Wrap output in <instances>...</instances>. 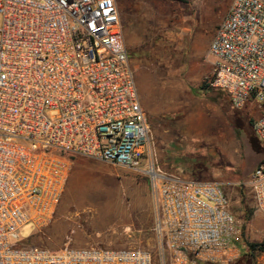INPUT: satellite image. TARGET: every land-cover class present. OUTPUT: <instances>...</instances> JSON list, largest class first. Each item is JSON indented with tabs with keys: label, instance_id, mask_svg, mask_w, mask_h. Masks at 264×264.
<instances>
[{
	"label": "built area",
	"instance_id": "obj_1",
	"mask_svg": "<svg viewBox=\"0 0 264 264\" xmlns=\"http://www.w3.org/2000/svg\"><path fill=\"white\" fill-rule=\"evenodd\" d=\"M207 52L206 84L257 109L264 143V0H232ZM77 157L147 177L154 253L20 244L51 223ZM246 184L264 215V162ZM240 235L220 183L157 166L115 0H0V264H234Z\"/></svg>",
	"mask_w": 264,
	"mask_h": 264
},
{
	"label": "rangeland",
	"instance_id": "obj_2",
	"mask_svg": "<svg viewBox=\"0 0 264 264\" xmlns=\"http://www.w3.org/2000/svg\"><path fill=\"white\" fill-rule=\"evenodd\" d=\"M232 0H126L119 13L141 106L150 125L157 166L222 185L241 230L234 264H264V253L244 254V242L264 240V215L246 184L264 162L251 122L252 106L234 110L227 98L199 88L211 75L209 43ZM155 211L147 177L139 171L77 157L51 223L25 225L20 244L57 250L77 245L139 247L154 253ZM243 247V248H242ZM154 264H158L154 261Z\"/></svg>",
	"mask_w": 264,
	"mask_h": 264
},
{
	"label": "trees",
	"instance_id": "obj_3",
	"mask_svg": "<svg viewBox=\"0 0 264 264\" xmlns=\"http://www.w3.org/2000/svg\"><path fill=\"white\" fill-rule=\"evenodd\" d=\"M199 90L204 91L205 93L215 94L217 99L224 98L222 93L210 89V87L206 83H204L199 88ZM252 122H251V125H252ZM238 244L240 245V243ZM242 246H244V248L242 247L243 251L245 252L244 254L248 255L249 257H253L255 253H264V240L260 242H247L246 241L244 242V244H242Z\"/></svg>",
	"mask_w": 264,
	"mask_h": 264
},
{
	"label": "crops",
	"instance_id": "obj_4",
	"mask_svg": "<svg viewBox=\"0 0 264 264\" xmlns=\"http://www.w3.org/2000/svg\"><path fill=\"white\" fill-rule=\"evenodd\" d=\"M125 1L126 0H115V2H116V6H117V9H118V11H119V13L121 14V11H122V9L124 8V6H125ZM256 117H254V119H255ZM252 131V130H251ZM169 173H172V174H175V175H178V176H182V177H185L183 174H180V173H173V172H169ZM185 178H187V177H185ZM76 243H77V245H81V246H83V247H88V246H90L89 244H90V240H86V239H83V238H78L77 237V239H76Z\"/></svg>",
	"mask_w": 264,
	"mask_h": 264
}]
</instances>
